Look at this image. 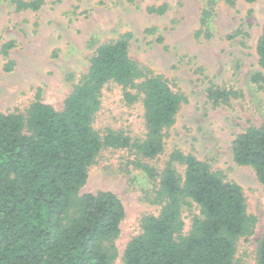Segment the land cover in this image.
<instances>
[{
	"label": "trees",
	"instance_id": "trees-1",
	"mask_svg": "<svg viewBox=\"0 0 264 264\" xmlns=\"http://www.w3.org/2000/svg\"><path fill=\"white\" fill-rule=\"evenodd\" d=\"M7 1L16 10L32 11L44 3ZM223 1L232 6L236 0ZM216 2L207 0L199 14L197 33L206 38L212 36ZM166 9V4L147 7L158 14ZM131 37L126 32L95 47L86 72L72 84L61 109L43 102L37 93L24 113L0 112V264H113L123 203L109 190L80 192L88 167L103 148L133 152L132 164L153 182L151 202L159 207L157 214L141 218L139 233L123 251V264H238L237 240L251 235L256 221L247 212L241 186L176 148L160 171L143 161L162 152L166 131L186 97L162 74L131 58ZM11 46L3 45L5 56ZM255 49L263 72L251 79L262 83L264 25ZM110 83L121 86L127 103L141 101L142 137L112 128L100 135L94 128L103 88ZM237 94L233 88H207L214 106ZM231 152L237 164L254 170L264 191V124L237 134ZM176 165L183 166L182 173ZM192 204L199 212L185 232L182 214ZM256 264H264V235L258 241Z\"/></svg>",
	"mask_w": 264,
	"mask_h": 264
},
{
	"label": "rangeland",
	"instance_id": "rangeland-1",
	"mask_svg": "<svg viewBox=\"0 0 264 264\" xmlns=\"http://www.w3.org/2000/svg\"><path fill=\"white\" fill-rule=\"evenodd\" d=\"M206 1L44 0L32 11L16 10L0 0V112L24 113L37 93L43 102L61 109L72 84L86 72L95 47L131 33V58L162 74L186 97L166 131L162 152L143 161L160 171L176 148L205 161L224 180L239 184L247 212L256 221L252 234L237 240L235 259L238 264H256L258 241L264 235V191L254 170L233 160L231 142L247 127L264 124V82L251 79L263 72L255 46L264 25V0H236L232 6L217 0L209 38L197 33ZM162 4L167 5L162 14L147 11ZM6 42L12 46L5 56ZM211 85L233 88L238 94L214 106L207 98ZM93 126L100 135L112 128L140 138L142 103H127L121 86L107 84ZM135 159L129 149H101L80 189L81 193L109 190L123 203L113 264H123V251L139 233L141 218L159 210L151 202L153 182L132 164ZM176 166L182 173L183 166ZM198 212L195 204L184 208L183 231Z\"/></svg>",
	"mask_w": 264,
	"mask_h": 264
}]
</instances>
